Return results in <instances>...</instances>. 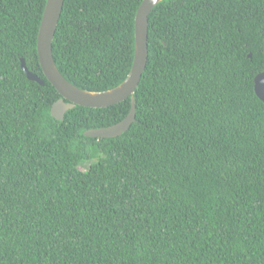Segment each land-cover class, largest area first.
I'll list each match as a JSON object with an SVG mask.
<instances>
[{
  "label": "trees",
  "instance_id": "1",
  "mask_svg": "<svg viewBox=\"0 0 264 264\" xmlns=\"http://www.w3.org/2000/svg\"><path fill=\"white\" fill-rule=\"evenodd\" d=\"M142 1L64 0L62 76L118 86ZM45 4L0 0V264H264V0L159 3L135 122L100 139L83 133L120 122L131 101L52 117L61 96L37 55Z\"/></svg>",
  "mask_w": 264,
  "mask_h": 264
},
{
  "label": "water",
  "instance_id": "2",
  "mask_svg": "<svg viewBox=\"0 0 264 264\" xmlns=\"http://www.w3.org/2000/svg\"><path fill=\"white\" fill-rule=\"evenodd\" d=\"M164 0H143L137 9L134 19V55L131 69L127 77L114 89L102 92H90L80 89L59 72L52 53V42L61 17L64 0H46L37 35V55L44 77L61 96L51 108V115L58 121L64 119L67 111L75 106L100 109L113 106L127 99L131 101L130 111L120 122L83 133L91 138H115L125 133L135 122L134 93L146 68L148 60V16L151 11ZM252 57L251 54L248 55ZM21 68L30 81L43 85V80L30 72L23 59ZM256 96L264 103V70L254 78Z\"/></svg>",
  "mask_w": 264,
  "mask_h": 264
}]
</instances>
